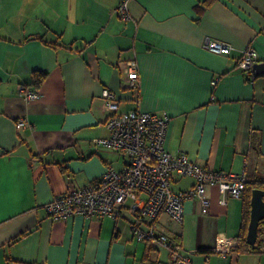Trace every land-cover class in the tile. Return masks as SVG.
I'll return each instance as SVG.
<instances>
[{
  "label": "crops",
  "instance_id": "1",
  "mask_svg": "<svg viewBox=\"0 0 264 264\" xmlns=\"http://www.w3.org/2000/svg\"><path fill=\"white\" fill-rule=\"evenodd\" d=\"M121 1L0 0V264H171L168 248L134 238L130 212L54 220L46 210L58 194L127 162L93 145L110 135L104 88L117 93L119 112L168 114L174 155L264 182V75L239 67L250 44L264 62V0H131L128 20ZM209 39L230 43L231 53L208 50ZM131 59L134 89L120 65ZM34 71L47 72L40 84ZM21 84L41 96L26 100ZM22 117L29 126H17ZM194 184L173 176L175 191ZM207 193L208 209L187 199L183 223L162 213L157 230L190 264H264V223L261 250H233L252 194L222 204L217 185Z\"/></svg>",
  "mask_w": 264,
  "mask_h": 264
},
{
  "label": "built area",
  "instance_id": "2",
  "mask_svg": "<svg viewBox=\"0 0 264 264\" xmlns=\"http://www.w3.org/2000/svg\"><path fill=\"white\" fill-rule=\"evenodd\" d=\"M130 1L122 0L117 9L123 20L131 16ZM206 48L225 55L233 49L230 43L216 39H209ZM257 61L258 53L250 44L242 50L239 67L243 71H253ZM120 65L127 74V86L130 89L139 87L137 61L131 59ZM19 92L28 101L41 96L39 91L23 84L19 86ZM102 100L103 107L111 113L105 121L110 135L93 139V145L119 151L127 157V162L120 170L107 166L95 181L58 194L45 206L49 217L54 220L76 215L119 218L130 212L134 238L168 248L171 264H190V257L178 248L177 243L157 230L159 216L166 213L171 220L182 224L184 203L192 198L197 199L203 209H208L210 185L218 186L222 204L229 196L241 198L247 187L245 173L206 168L187 154L171 153L166 146L171 121L168 114L139 109L119 112L118 95L109 88L103 89ZM17 126H29L28 119L20 118ZM174 175L193 177L195 184L187 190L175 191L172 188ZM226 240L219 237L217 249L223 248Z\"/></svg>",
  "mask_w": 264,
  "mask_h": 264
},
{
  "label": "water",
  "instance_id": "3",
  "mask_svg": "<svg viewBox=\"0 0 264 264\" xmlns=\"http://www.w3.org/2000/svg\"><path fill=\"white\" fill-rule=\"evenodd\" d=\"M253 72L256 75H264V62H256L253 65ZM264 220V188L252 190L250 223L247 234L249 245L256 247L259 238V227Z\"/></svg>",
  "mask_w": 264,
  "mask_h": 264
},
{
  "label": "trees",
  "instance_id": "4",
  "mask_svg": "<svg viewBox=\"0 0 264 264\" xmlns=\"http://www.w3.org/2000/svg\"><path fill=\"white\" fill-rule=\"evenodd\" d=\"M245 72H249L251 78H255L257 76L256 74L253 73V71L245 70ZM33 75L35 76V80L33 83L40 84L43 81V79L47 76V72H45V71H34ZM255 188H264V182H259V181H256L254 183L247 182L246 190H247V193H249V198L251 197L252 190ZM250 214H251V200L249 199L247 206H246V210H245V216L243 219V226H242L241 232L239 234L240 245L233 248V250L238 251L240 253H244V252L248 251L249 249L261 250L262 246H263L259 240L257 242L256 247L250 246L247 242V234H248V228H249V223H250ZM263 223H264V220L261 221L260 226Z\"/></svg>",
  "mask_w": 264,
  "mask_h": 264
},
{
  "label": "rangeland",
  "instance_id": "5",
  "mask_svg": "<svg viewBox=\"0 0 264 264\" xmlns=\"http://www.w3.org/2000/svg\"><path fill=\"white\" fill-rule=\"evenodd\" d=\"M171 220V219H170ZM173 221V220H172ZM174 222V221H173ZM177 223V222H176ZM175 224V223H174Z\"/></svg>",
  "mask_w": 264,
  "mask_h": 264
}]
</instances>
